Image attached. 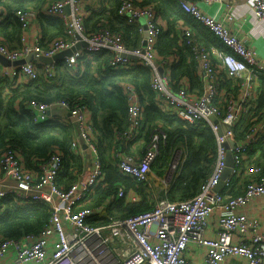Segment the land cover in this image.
<instances>
[{
	"label": "built area",
	"instance_id": "2783aa9c",
	"mask_svg": "<svg viewBox=\"0 0 264 264\" xmlns=\"http://www.w3.org/2000/svg\"><path fill=\"white\" fill-rule=\"evenodd\" d=\"M87 1L94 9L107 2ZM178 4L187 15L208 29L220 45L210 48L205 42L198 41L190 28L182 29L203 86L202 93L197 96L193 95L186 79L178 90H173L165 67L175 59L156 63V42L164 29L151 6L142 9L133 1L125 0L118 10L119 15L130 23L139 24L144 20L140 29L142 46L133 51L109 29L87 35L84 16L88 11L80 0H62L47 5L45 14L62 19L67 34L66 38L55 39L47 47L41 45V35H29L35 13L31 10L17 13L22 47L12 50L0 42V55L12 63L11 67L0 64V86L5 84L7 88H13L19 82L39 78L38 63L14 65L30 54L51 58L86 43L87 46L65 58L68 68L73 69L83 54L100 52L113 53L110 63L113 70L131 68L136 63L151 68V88L161 110L186 123L209 126L215 135L217 154L212 175L195 197L178 202L157 201L146 213L126 219L110 218L106 224L97 226L94 223L108 216V205L90 206L97 188L104 185L106 173L96 141L91 136L94 129L88 107L71 106L65 101L30 104L35 123L53 119L73 124L76 132L72 152L85 147L91 162L90 167L77 174L73 183L65 188L60 184L64 167L61 151L52 154L37 169L26 167L20 151L3 153L0 159V215L8 210V202L20 207L42 203L50 207L51 217L36 233L0 238V264H194L190 258L194 255H201L202 264H238L241 261L264 264V213L261 216L246 213L254 204L264 207V173L250 156V151L264 137V114L254 120L247 133L238 130L242 122H249L259 100L264 60L226 23L232 19L229 12L217 19L204 13L195 1L178 0ZM66 6H69L70 14L66 12ZM251 9L258 21L264 22V0H252ZM6 15L0 6V22ZM144 42L146 46H143ZM159 68L164 69L163 73ZM53 70V66H46L45 76L52 78ZM226 80L232 82L230 92L222 87ZM127 90L129 126L119 139L135 147L141 142L143 110L132 87L128 86ZM58 110L66 113L67 118H59ZM212 117L218 121L214 122ZM166 137L158 129L141 157H115L119 172L142 182L148 193L153 192L148 175L159 155L160 141ZM229 150L234 167L225 187L233 185V178L239 187L242 186V193L237 196L216 192L227 168ZM116 198H126L130 202L140 199L134 193H126L121 186L110 199Z\"/></svg>",
	"mask_w": 264,
	"mask_h": 264
},
{
	"label": "trees",
	"instance_id": "16d2710c",
	"mask_svg": "<svg viewBox=\"0 0 264 264\" xmlns=\"http://www.w3.org/2000/svg\"><path fill=\"white\" fill-rule=\"evenodd\" d=\"M57 1L62 0H0V6L7 14L5 20L0 22V42L12 50L22 47V29L17 13L24 10L33 11L39 20L43 47H47L55 39L66 38L63 20L45 14L47 5ZM124 1L107 0L96 9L90 5L88 14L84 16L85 33L90 36L100 30L109 29L121 37L128 50L133 51L141 48L143 34L140 32V24L130 23L119 15L118 10ZM131 1L142 9L153 7L157 17L166 19L170 24H192V17L180 8L178 0ZM196 38L198 41H205V38ZM156 54L159 56L157 64L175 59L172 63L168 62L174 91L178 90L186 79L192 90L202 92L197 64L183 32L177 34L173 28L163 31L156 42ZM112 58V52L83 54L73 69L67 67L65 59L57 61L53 65L52 78L45 76L46 66L37 64L41 71L38 79L19 82L15 87H9L7 92L0 90V159L7 150L20 151L26 167L37 169L52 154L61 151L64 167L60 184L65 188L69 187L76 175L84 169L82 156L72 152L76 127L70 122L60 123L53 119L35 123L30 104L65 101L71 106L88 107L106 173L104 185L97 188L96 197L90 206L96 208L105 203L108 205V216L94 223L97 226L106 224L110 218L126 219L152 210L162 189L165 190L166 199L171 202L186 201L195 197L212 175L217 154V142L209 126L204 123L189 124L161 110L156 94L151 88V68L136 63L131 68L113 70L110 66ZM128 86L137 94L143 110V126L139 140L144 145L140 154L146 152L152 136L158 129L167 136L160 141L159 155L148 175V182L155 189V192L151 193L147 192L142 182L123 176L115 164L117 159L114 157L123 156L120 152L122 148L124 155H135L131 144H125L119 139L129 126ZM222 87L230 92L232 82L226 80ZM260 87L259 100L249 122L244 121L238 126V130L245 133L249 131L254 120L264 114V78L261 79ZM239 135L242 136L240 132ZM178 150L181 151V158L172 168ZM256 151L260 152L259 157H262L259 167L264 173V137L250 151V156ZM232 183L233 185L226 186L221 193L240 195L242 186L239 187L233 178ZM120 186L126 193L132 192L140 199L136 202H130L126 198L111 200ZM7 204L8 210L0 215L1 239L36 233L50 220L51 209L46 204L40 203L33 207L11 206L9 202Z\"/></svg>",
	"mask_w": 264,
	"mask_h": 264
},
{
	"label": "crops",
	"instance_id": "0c3cea01",
	"mask_svg": "<svg viewBox=\"0 0 264 264\" xmlns=\"http://www.w3.org/2000/svg\"><path fill=\"white\" fill-rule=\"evenodd\" d=\"M82 6H85L86 10L88 11V7L90 6V2L87 0H80ZM197 2V5L199 8L209 16H212L217 19H221L224 17V15L229 12L232 15V19L228 20L226 23L229 25V27L236 32L249 46L253 47L259 57L264 60V22L258 21V19L254 16L252 9H251V3L252 0H220V1H212L209 0H192ZM92 6V5H91ZM230 6V8H228ZM192 24H188L187 22H174L172 24L169 23L166 19H161L159 17V20L161 21V25L163 26L164 31H168V29L173 28L177 34H180L182 32L183 28H190L192 32L195 34V36L199 37L201 40L202 38H205L206 44L211 47H220L219 42L214 37V35L206 29L204 26L199 24L194 19L190 18ZM139 24L141 26L144 25V20H140ZM192 26V27H191ZM39 20L35 18L32 24V28L30 30V36L33 37L35 35H42V31L40 29ZM156 60H159V56L155 55ZM173 58L169 59L172 60ZM1 64V63H0ZM163 69V68H162ZM164 70V69H163ZM165 72L170 75V68L169 66L165 67ZM203 87V86H202ZM0 90H3L4 92L8 91L9 89L4 84L3 86H0ZM192 90V89H191ZM203 91V89H202ZM192 93L194 96H197L200 94L197 90H192ZM202 93V92H201ZM192 95V96H193ZM59 118L64 117L67 118V114L64 113L61 110H58L56 113ZM92 138L96 141L95 134H91ZM77 138V136H76ZM144 143L142 141L137 144L135 147H132V151H135V155L137 157H141L143 154H140L141 149L143 148ZM136 149V150H135ZM121 154L124 155V148L121 149ZM77 154H80L84 161V169H88L90 167V153L86 150L85 147H82L79 151L76 152ZM180 154L179 160L181 158V151H177L175 153V156ZM260 152L256 151L254 153L253 158H255V164L259 166L261 156L259 157ZM174 156V158H175ZM115 158V157H114ZM179 162V161H178ZM176 166V165H175ZM174 166V167H175ZM172 167V168H174ZM152 191H153V187ZM221 192V191H220ZM160 193V191H159ZM157 201H159V194L157 196ZM246 213H249L253 216H261L264 213V207L259 204H254L250 208L246 210ZM191 260L194 262V264H202L201 262V255L197 256H190ZM244 261H241L238 264H244Z\"/></svg>",
	"mask_w": 264,
	"mask_h": 264
},
{
	"label": "water",
	"instance_id": "95a60500",
	"mask_svg": "<svg viewBox=\"0 0 264 264\" xmlns=\"http://www.w3.org/2000/svg\"><path fill=\"white\" fill-rule=\"evenodd\" d=\"M66 12L68 14H70V8L69 6H66ZM146 36V34H145ZM82 46H87L86 43H83L81 45H77L76 47L70 49V50H66L64 52H61L53 57H45V56H36L34 54H30L29 56H27L25 59L23 60H20L18 62H15L14 65H21V64H25V63H38V64H41V65H46V66H53L55 64V62L57 61H60V60H63L67 57H70L72 56V54L74 52H76L77 50H80V48ZM143 46H146V43L144 42L143 43ZM128 56L132 59H135L134 56H131L128 54ZM0 63L6 67H11L12 66V63L6 59L5 57L1 56L0 55ZM159 72L160 73H163V69L162 68H159ZM212 120L214 122H217L218 120L215 118V117H212ZM229 148V146H227ZM233 167H234V163H233V159H232V154H231V151L229 150L228 151V154H227V168L223 174V177H222V181L221 183L219 184V186L216 188V192H220L222 191L224 188H225V181L229 178V176L231 175L232 173V170H233ZM166 199V195H165V190H160V193H159V201H162V200H165Z\"/></svg>",
	"mask_w": 264,
	"mask_h": 264
},
{
	"label": "rangeland",
	"instance_id": "374dc122",
	"mask_svg": "<svg viewBox=\"0 0 264 264\" xmlns=\"http://www.w3.org/2000/svg\"><path fill=\"white\" fill-rule=\"evenodd\" d=\"M179 157H180V154H178V155L175 156V158H174V162H173V167L178 163V161H179ZM151 186L153 187L152 184H151ZM154 190H155V189H154V187H153V192H155ZM129 193H132V192H129Z\"/></svg>",
	"mask_w": 264,
	"mask_h": 264
}]
</instances>
